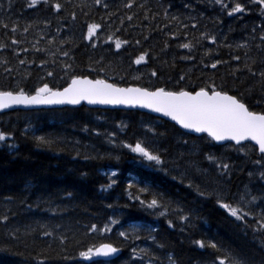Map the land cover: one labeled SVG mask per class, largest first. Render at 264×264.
Listing matches in <instances>:
<instances>
[{"label": "trees", "instance_id": "16d2710c", "mask_svg": "<svg viewBox=\"0 0 264 264\" xmlns=\"http://www.w3.org/2000/svg\"><path fill=\"white\" fill-rule=\"evenodd\" d=\"M129 2L39 0L30 8V0H0V90L61 88L72 75L171 91L215 84L264 112V12L255 0H238L246 10L232 16L215 0H131L130 8ZM92 23L101 27L86 39ZM0 131L8 134L0 141V217H8L0 220V264H169L168 255L177 264H218L216 257L229 252L264 264V231L253 230L264 217V158L253 145H217L142 111L86 105L1 113ZM138 140L162 156V166L124 147ZM189 181L210 195H198ZM143 187L149 191L139 193ZM129 192L145 201L156 195L167 215ZM217 193L252 215L237 221L216 203ZM105 225L110 230L100 231ZM200 239L220 250L199 248ZM102 243L121 254L109 261L79 255Z\"/></svg>", "mask_w": 264, "mask_h": 264}, {"label": "snow or ice", "instance_id": "6c2138e0", "mask_svg": "<svg viewBox=\"0 0 264 264\" xmlns=\"http://www.w3.org/2000/svg\"><path fill=\"white\" fill-rule=\"evenodd\" d=\"M39 0H30L28 7H34L38 4ZM48 3V0H44ZM101 0H95L96 4H99ZM258 5L261 6L262 12H264V0H255ZM215 3L221 6V9L228 10L227 14L232 16L234 13L244 12L245 5L241 2H234L231 6L224 3V0H215ZM107 7V5H104ZM132 7L131 0L126 5ZM51 7L60 11L63 5L59 2L51 4ZM131 20V17H128ZM175 19V17H173ZM3 27L7 28L8 25L4 24ZM101 27L100 24L92 23L87 26L86 39L91 38L96 30ZM12 31L15 32L16 28L13 26ZM27 31V29H25ZM113 37L109 36L111 40ZM214 40V37H209ZM264 39V37H262ZM13 44L17 43L16 40L12 41ZM123 42L120 39L115 40V46L117 49L121 47ZM139 43V41H137ZM4 45L0 44V48ZM182 48H191L190 44H181ZM67 56L68 53H63ZM147 53H142L135 60L136 64H140L145 60ZM239 59V57H236ZM23 64L24 61H21ZM41 63H44L43 61ZM221 61L217 60L211 65L214 69ZM70 67V66H65ZM100 71H103L101 69ZM251 71V69H249ZM48 76H52V72L47 73ZM152 75L155 76L156 72L153 71ZM261 77H264V72L260 73ZM184 77L181 76V80ZM264 99V98H262ZM81 101H87L90 104H109V105H130L140 106L143 108L151 109L156 113H162L164 116L170 117L183 129H189L197 133L206 132L215 141L232 140L239 144L241 141L250 139L258 146L261 157L264 158V112L250 111L246 103L242 102V99L237 95H230L227 91L221 89L217 90L216 85L203 86L198 90L186 91L181 88L179 91L165 90L163 87H156L154 90H150L146 87H120L115 83H109L105 79H89L86 75H72L70 82L66 87L52 88L47 83H43L41 86L36 87L34 92L29 94L20 88L19 90L0 91V109L8 108L12 105H51V104H79ZM259 103V101H258ZM152 131V129H149ZM114 135V134H113ZM8 138V134L0 131V141H5ZM41 144H48L50 141L46 140L42 136L35 138ZM124 147L129 148L133 153H137L143 160L150 162V165L162 166L164 161L162 156L158 152L149 150L141 141H137L135 145L124 144ZM87 158V157H86ZM209 161L214 162L215 157L207 155ZM257 164L260 160L256 161ZM218 168L224 170L229 169L228 164H217ZM261 178L264 179V172L261 174ZM175 179V177H174ZM115 184V180H111L107 187H111ZM132 185H129L131 188ZM188 187H194L198 195L206 196L210 193H206L200 189V186L193 185L192 181H189ZM149 189L147 187L139 188V193H147ZM129 198L139 201L141 205H146L149 209L163 208V211L158 215L166 216L168 213V206L162 204L156 195H152L150 201H145L140 198L139 195L133 196L129 192ZM216 203L227 213L234 217L237 221L245 222L246 218L252 215V213L245 211L240 206H233L231 203H227L221 197L220 193H217ZM244 197L241 196V200ZM256 197H252L254 201ZM177 212H183V209H174ZM7 216L0 217V220H7ZM181 221L188 220V216L179 215ZM116 223V221H112ZM169 227L172 226V221H168ZM91 230H96V225L91 226ZM108 225L100 231H109ZM254 231H264V217L256 221V226L253 227ZM50 235V233H44ZM120 236H126L123 231L119 233ZM138 238V237H137ZM194 243L201 249L210 247L219 251V247L214 240H209L207 243L203 240H195ZM162 247V246H161ZM119 249L114 247L111 243H102L98 246H90L85 251H81L79 255L85 259H91L92 257H109L117 253ZM136 250L133 249V252ZM145 250H141L144 252ZM169 264H177L172 255L167 257ZM216 261L218 264H251V262L240 254L227 253L223 256H217ZM151 264V261H150ZM215 264V262H214Z\"/></svg>", "mask_w": 264, "mask_h": 264}, {"label": "water", "instance_id": "95a60500", "mask_svg": "<svg viewBox=\"0 0 264 264\" xmlns=\"http://www.w3.org/2000/svg\"><path fill=\"white\" fill-rule=\"evenodd\" d=\"M89 79H93L91 77H89ZM108 81V80H107ZM109 83H113L111 81H108ZM120 86V85H118ZM129 86H133V87H141V86H138V85H129ZM129 86H120V87H129ZM167 91V90H166ZM187 91V90H186ZM231 95V94H230ZM82 104H86L87 106H91V107H99V108H103V109H123V110H138V111H142V112H145V113H149V114H152L154 116H157L159 118H162L164 120H167V121H170L174 124H176L179 128H181L183 131L187 132V133H190V134H193V135H197V136H200V135H208L206 132H201V133H197L195 131H192V130H189V129H183L180 125H178L175 121L171 120L170 117H167V116H164L162 113H156L154 111H152L151 109H148V108H143V107H140V106H130V105H109V104H90L88 103L87 101H81L79 104H76V105H72V104H51V105H12L8 108H5V109H0V112L2 111H6V110H10V109H16V108H22V109H32V108H41V107H48V108H51V107H64V106H80ZM250 110V109H249ZM251 111V110H250ZM209 136V135H208ZM211 137V136H210ZM212 138V137H211ZM215 141V140H214ZM217 144H226V143H234V144H237L236 141H232V140H223V141H215ZM246 142H251L253 145H255L257 148L258 146L255 144L254 141L250 140V139H246V140H243L241 141L239 144H244ZM258 152H259V149H258ZM121 253V250L119 249V251L115 254H113L112 256H109V257H96V258H102V259H106V260H109V259H113L115 257H117L119 254Z\"/></svg>", "mask_w": 264, "mask_h": 264}, {"label": "bare ground", "instance_id": "6f19581e", "mask_svg": "<svg viewBox=\"0 0 264 264\" xmlns=\"http://www.w3.org/2000/svg\"><path fill=\"white\" fill-rule=\"evenodd\" d=\"M264 49V48H263ZM192 229V228H191Z\"/></svg>", "mask_w": 264, "mask_h": 264}]
</instances>
